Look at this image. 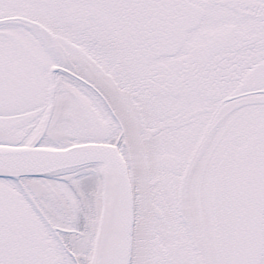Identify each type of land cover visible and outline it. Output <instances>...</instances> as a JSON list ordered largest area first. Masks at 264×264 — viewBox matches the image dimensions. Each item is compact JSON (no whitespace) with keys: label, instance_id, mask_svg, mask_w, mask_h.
<instances>
[{"label":"snow or ice","instance_id":"1","mask_svg":"<svg viewBox=\"0 0 264 264\" xmlns=\"http://www.w3.org/2000/svg\"><path fill=\"white\" fill-rule=\"evenodd\" d=\"M0 264H264V0H0Z\"/></svg>","mask_w":264,"mask_h":264}]
</instances>
